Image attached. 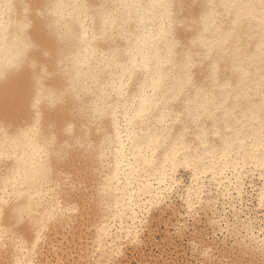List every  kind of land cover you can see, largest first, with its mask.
I'll use <instances>...</instances> for the list:
<instances>
[{
	"label": "bare ground",
	"instance_id": "6f19581e",
	"mask_svg": "<svg viewBox=\"0 0 264 264\" xmlns=\"http://www.w3.org/2000/svg\"><path fill=\"white\" fill-rule=\"evenodd\" d=\"M133 262L264 264V0H0V264Z\"/></svg>",
	"mask_w": 264,
	"mask_h": 264
},
{
	"label": "rangeland",
	"instance_id": "374dc122",
	"mask_svg": "<svg viewBox=\"0 0 264 264\" xmlns=\"http://www.w3.org/2000/svg\"><path fill=\"white\" fill-rule=\"evenodd\" d=\"M155 251H156V253H159V249L158 248H155ZM159 260L161 261L162 259L159 257ZM132 264H135V262H133Z\"/></svg>",
	"mask_w": 264,
	"mask_h": 264
}]
</instances>
